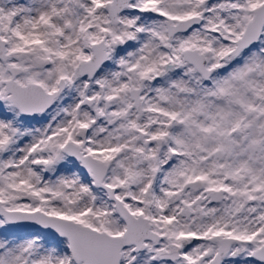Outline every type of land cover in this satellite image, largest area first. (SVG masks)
I'll return each mask as SVG.
<instances>
[{
	"label": "snow or ice",
	"instance_id": "6c2138e0",
	"mask_svg": "<svg viewBox=\"0 0 264 264\" xmlns=\"http://www.w3.org/2000/svg\"><path fill=\"white\" fill-rule=\"evenodd\" d=\"M0 264H264V0H0Z\"/></svg>",
	"mask_w": 264,
	"mask_h": 264
}]
</instances>
